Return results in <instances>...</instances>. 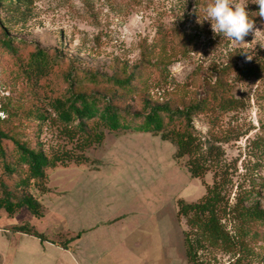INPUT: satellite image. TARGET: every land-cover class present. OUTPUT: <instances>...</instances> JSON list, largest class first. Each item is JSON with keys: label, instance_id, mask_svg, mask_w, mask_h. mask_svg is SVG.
I'll use <instances>...</instances> for the list:
<instances>
[{"label": "rangeland", "instance_id": "1", "mask_svg": "<svg viewBox=\"0 0 264 264\" xmlns=\"http://www.w3.org/2000/svg\"><path fill=\"white\" fill-rule=\"evenodd\" d=\"M27 1L14 11L0 7L12 38L57 52L67 66L106 76L141 66L155 102L193 101L204 94L207 80L225 72L235 108L197 114L194 125L221 148L232 201L247 192L246 205L264 207V17L255 0H244L259 30L245 38L246 44L213 33L204 20L209 0ZM2 61L0 56V101L14 107L20 96L29 111L33 101L5 77L10 64ZM53 118L37 123L26 112L10 118L17 139L31 148L39 142L48 155L60 152L70 160L47 170V194L31 187L44 217L27 209L9 217L0 210V264L13 263L18 242L13 228L24 223L48 241L67 245L69 264H81L89 255L95 264H188L187 226L178 218V201L197 202L206 193L204 183H214V173L192 178L175 159V147L149 132L103 130L101 143L81 149V134L71 138ZM83 157V163L75 160ZM79 233L78 240L69 241ZM248 246L256 264H264L263 236ZM42 247L30 237L16 264H51ZM202 260L234 261L221 251L203 253Z\"/></svg>", "mask_w": 264, "mask_h": 264}, {"label": "trees", "instance_id": "2", "mask_svg": "<svg viewBox=\"0 0 264 264\" xmlns=\"http://www.w3.org/2000/svg\"><path fill=\"white\" fill-rule=\"evenodd\" d=\"M28 2L0 0V7L14 11ZM0 56L2 62L10 64L5 68V77L18 82L33 101L29 111L20 103V96L14 107L0 101L7 114L5 120H0V210L9 217L23 209L38 219L44 217L43 205L31 187L41 195L47 194V170L66 165L70 160L60 152L48 155L39 142L37 148H31L17 139L9 121L18 112L32 115L37 123L53 115L68 136L81 134V149L101 143L103 130L149 132L175 147V159L184 162L192 178L204 180L208 173H214V183H204L206 193L197 202L178 201V218L184 219L187 226L184 246L188 264H206L202 254L210 251L231 254L234 261L230 264H256L248 241L264 238V207L259 203L246 205L247 192L232 201L229 178L222 170V150L205 139L193 121L200 113L235 108L225 72L215 74V81L207 80L204 94L193 101L159 103L153 101L143 81L141 66L112 76L67 66L57 52L12 38L3 19H0ZM20 116L25 118L22 113ZM85 158L75 160L83 163ZM13 231L48 241L26 223L15 226ZM80 237L81 233L69 241ZM53 243L69 250L67 245Z\"/></svg>", "mask_w": 264, "mask_h": 264}, {"label": "clouds", "instance_id": "3", "mask_svg": "<svg viewBox=\"0 0 264 264\" xmlns=\"http://www.w3.org/2000/svg\"><path fill=\"white\" fill-rule=\"evenodd\" d=\"M255 3L259 5V16L264 17V0H255ZM246 7L244 0H209L204 8V20L211 22L214 34L237 44H246L245 38L249 34L259 32Z\"/></svg>", "mask_w": 264, "mask_h": 264}, {"label": "crops", "instance_id": "4", "mask_svg": "<svg viewBox=\"0 0 264 264\" xmlns=\"http://www.w3.org/2000/svg\"><path fill=\"white\" fill-rule=\"evenodd\" d=\"M16 236L18 238L17 239L18 242H17V247L12 256V262H13L12 264H16V259L19 257L21 251L23 250L24 242H26V240L29 239L30 237H33V236L23 234V233H17ZM40 242L43 244L42 254L44 255V257L47 258L48 261L51 262V264H69L70 259H71L70 258L71 250H66L50 241L42 242L40 240ZM95 243L94 241L91 242V244H95ZM91 257L93 256L89 255L88 257L83 258V260L80 263L81 264H95V259L92 260Z\"/></svg>", "mask_w": 264, "mask_h": 264}, {"label": "built area", "instance_id": "5", "mask_svg": "<svg viewBox=\"0 0 264 264\" xmlns=\"http://www.w3.org/2000/svg\"><path fill=\"white\" fill-rule=\"evenodd\" d=\"M7 118V114L3 111L2 106L0 104V120H5Z\"/></svg>", "mask_w": 264, "mask_h": 264}]
</instances>
